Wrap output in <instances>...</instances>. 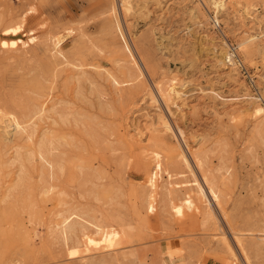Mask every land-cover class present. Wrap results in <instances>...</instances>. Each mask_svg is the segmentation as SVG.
<instances>
[{
  "label": "rangeland",
  "instance_id": "rangeland-1",
  "mask_svg": "<svg viewBox=\"0 0 264 264\" xmlns=\"http://www.w3.org/2000/svg\"><path fill=\"white\" fill-rule=\"evenodd\" d=\"M0 112V264H264V0H0Z\"/></svg>",
  "mask_w": 264,
  "mask_h": 264
},
{
  "label": "bare ground",
  "instance_id": "bare-ground-1",
  "mask_svg": "<svg viewBox=\"0 0 264 264\" xmlns=\"http://www.w3.org/2000/svg\"><path fill=\"white\" fill-rule=\"evenodd\" d=\"M219 3V2H218ZM215 4H216V2H215ZM220 5V4H219ZM219 8V7H218ZM221 9V8H220ZM62 36V35H61ZM250 36V35H249ZM248 36V37H249ZM55 37V36H54ZM57 37H59V36H57ZM255 37V36H254ZM248 39V38H247ZM250 39V38H249ZM60 37L59 38H57V39H55L54 41H53V44H54V46L55 47H57L58 46V44L59 43H61L60 42ZM222 52V51H221ZM225 53V52H224ZM222 54V53H221ZM227 54V53H226ZM225 54V56H227ZM224 56V57H225ZM228 57V56H227ZM226 57V58H227ZM224 60H225V58H224ZM229 60H230V58H229ZM228 60V61H229ZM134 61V60H133ZM136 61V60H135ZM134 61V62H135ZM230 62V61H229ZM228 62V63H229ZM231 63V62H230ZM134 64V63H133ZM135 65V64H134ZM156 88V87H155ZM156 91H157V88H156ZM157 92H160V91H157ZM158 94H160V93H158ZM155 95V94H154ZM160 97V96H159ZM161 98V97H160ZM164 99H166V98H164ZM163 99V100H164ZM169 99V98H168ZM170 99H171V97H170ZM162 100V101H163ZM167 100V99H166ZM172 100V99H171ZM165 101V100H164ZM174 101V100H173ZM173 101H171V103L173 102ZM160 102V101H159ZM155 103V102H154ZM167 103V102H166ZM165 103V104H166ZM158 104V103H157ZM163 104V103H162ZM169 104H170V101H169ZM173 105V104H172ZM175 105V104H174ZM159 106V105H158ZM171 106V105H170ZM258 107V106H257ZM43 108H45V107H43ZM255 108V107H254ZM255 111V114L256 115H258V114H260V113H262V109H261V107L260 108H257L256 110H254ZM7 113V112H6ZM6 113H3V112H0V129H1V131L3 130L4 131V134H7L8 132V130H10V128H12L13 127V129L14 130H19V129H21V130H23V128H21L22 126H21V124H19V122H17L16 120L17 119H15L16 117H14L13 115H11V114H6ZM44 113V112H43ZM264 115V114H263ZM167 122V121H166ZM144 123V122H143ZM165 126H167V124L166 123H163ZM170 125V124H169ZM169 125L167 126L168 128H169ZM156 126V125H155ZM164 126V127H165ZM10 127V128H9ZM161 127V126H160ZM157 128V127H156ZM7 130V131H6ZM141 130V129H140ZM168 130V129H167ZM150 131V130H149ZM154 131V130H153ZM164 131H166V130H164ZM18 132V131H17ZM140 132V131H139ZM10 133V132H9ZM137 133H138V131H137ZM183 134V133H182ZM10 135H11V133H10ZM184 136V135H183ZM182 136V137H183ZM45 137V136H44ZM140 137V136H139ZM144 137V136H143ZM46 138V137H45ZM45 138H44V140H45ZM51 142H53V141H51V140H45V141H43V139H42V141H41V144L40 145H38V146H36V148H35V150H34V154H32V155H36L38 158H39V160H40V163H41V166L44 168V167H46V168H48L49 170H53V165H52V163H51V161H50V159H49V157L51 158V156L53 157L54 155V153H53V151L56 149H54L53 147V145L51 144ZM190 152V151H189ZM33 153V152H32ZM183 153V152H182ZM183 156L185 157V155L183 154ZM182 156V157H183ZM190 156H191V154H190ZM195 156V155H194ZM192 157H193V155H192ZM32 159V158H31ZM183 159H185V158H183ZM195 159H197L198 160V158L197 157H195ZM194 160V159H193ZM184 161V160H183ZM196 161V160H195ZM186 162V161H185ZM188 162H186V165H188L187 164ZM185 165V164H184ZM200 165H201V163H200ZM51 172V171H50ZM42 173V172H41ZM191 173V172H190ZM45 175V174H44ZM41 176H42V174H41ZM42 178V177H41ZM195 178V177H194ZM190 183H191V181H190ZM176 184V183H175ZM176 186H178L177 188H181L182 186H180V185H178V184H176ZM189 188L190 189H192L193 191H194V193L195 194H197V196L199 197V199H200V201L202 202V203H205L206 205V208L209 210L210 209V202H211V200L213 201V203H215V204H217L218 205V197H217V194H216V192L212 189V188H210L209 186H207V187H203L201 184H199V182L198 181H193L191 184H190V186H189ZM45 190V189H44ZM46 191V190H45ZM195 202L193 201V199L192 198H186V200H185V205H187L188 207H191L193 204H194ZM79 218V215H77V214H75V212H70V213H68V215L63 219V222L61 223V225H60V235H62L63 236V238H66L68 235H70L72 232H73V224H74V222H75V220H77ZM219 229V228H218ZM222 230V229H221ZM225 237V236H224ZM235 238H236V236H235ZM224 239V238H223ZM224 240H226V239H224ZM225 244H227V247L229 248V250L228 251H230V253H231V255H232V257L235 259V261H236V256H235V254L233 253V248H231L230 247V245L226 242ZM236 244H237V246H239L240 245V241L238 240V239H236ZM240 248H241V246H240ZM241 252V251H240ZM242 252H243V250H242ZM239 255V254H238ZM242 255H244V253H242ZM246 257V256H245ZM244 257V261H245V263L246 264H248L249 262H248V260H247V258H245ZM241 262H242V260H241ZM243 263V262H242Z\"/></svg>",
  "mask_w": 264,
  "mask_h": 264
},
{
  "label": "snow or ice",
  "instance_id": "snow-or-ice-1",
  "mask_svg": "<svg viewBox=\"0 0 264 264\" xmlns=\"http://www.w3.org/2000/svg\"><path fill=\"white\" fill-rule=\"evenodd\" d=\"M14 31H19V28L14 29ZM4 46L7 47V44H5ZM177 211H179V210H177Z\"/></svg>",
  "mask_w": 264,
  "mask_h": 264
},
{
  "label": "crops",
  "instance_id": "crops-1",
  "mask_svg": "<svg viewBox=\"0 0 264 264\" xmlns=\"http://www.w3.org/2000/svg\"><path fill=\"white\" fill-rule=\"evenodd\" d=\"M67 262H69V261H67Z\"/></svg>",
  "mask_w": 264,
  "mask_h": 264
}]
</instances>
